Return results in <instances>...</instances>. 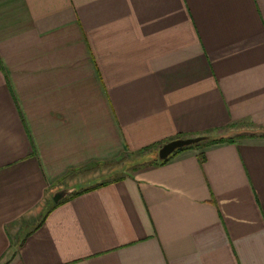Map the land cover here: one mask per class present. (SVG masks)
<instances>
[{
	"label": "crops",
	"instance_id": "0c3cea01",
	"mask_svg": "<svg viewBox=\"0 0 264 264\" xmlns=\"http://www.w3.org/2000/svg\"><path fill=\"white\" fill-rule=\"evenodd\" d=\"M0 264H264V0H0Z\"/></svg>",
	"mask_w": 264,
	"mask_h": 264
},
{
	"label": "rangeland",
	"instance_id": "374dc122",
	"mask_svg": "<svg viewBox=\"0 0 264 264\" xmlns=\"http://www.w3.org/2000/svg\"><path fill=\"white\" fill-rule=\"evenodd\" d=\"M242 130H247L243 124L238 126ZM235 135V134H234ZM232 137V136H231ZM231 137H213L207 140H200L197 144L203 143V145L209 141H216L220 139H230ZM157 152L153 153L150 151H142L137 153H129L124 157H120L117 160L104 163L95 167L88 169L85 172V169L80 170L74 176L77 183L80 186L89 185L99 180L113 179L120 176H126L128 174L134 173L139 167L149 164L151 161L156 159Z\"/></svg>",
	"mask_w": 264,
	"mask_h": 264
},
{
	"label": "water",
	"instance_id": "95a60500",
	"mask_svg": "<svg viewBox=\"0 0 264 264\" xmlns=\"http://www.w3.org/2000/svg\"><path fill=\"white\" fill-rule=\"evenodd\" d=\"M203 140L201 137L200 138H178L171 140L169 142H166L163 146L160 147L159 152H158V157L160 159H166L174 153L176 150L183 148L185 146H190L197 144L198 141Z\"/></svg>",
	"mask_w": 264,
	"mask_h": 264
},
{
	"label": "trees",
	"instance_id": "16d2710c",
	"mask_svg": "<svg viewBox=\"0 0 264 264\" xmlns=\"http://www.w3.org/2000/svg\"><path fill=\"white\" fill-rule=\"evenodd\" d=\"M222 141H225V139H220V140H216V141H213V142H212V141H209V142L205 143L204 145H203V143H200V144H198V145L185 146V147H183V148H180V149L176 150L174 153H172L171 155H169V157L166 158V159H163V158L160 159V158L158 157V152H159V149H160L161 146H153V147H151V148H147V149L144 150V151H150V150H153V153L157 152V155L155 156L156 159L153 160V161H151L149 164H152V163H161V164L163 165V164L167 163L168 161H170V160L174 157V155L180 153L181 151H183V150H185V149H187V148L194 147V146L201 147V146L209 145V144H212V143H218V142H222ZM105 163H108V162H105ZM103 164H104V163H103ZM122 177H123V176H120V177H117V178H113V180H114V179H120V178H122ZM109 180H111V179H109ZM109 180H107V181H109ZM103 183H105V181H104V182H101V183H98V184H95V185L98 186V185H101V184H103Z\"/></svg>",
	"mask_w": 264,
	"mask_h": 264
}]
</instances>
